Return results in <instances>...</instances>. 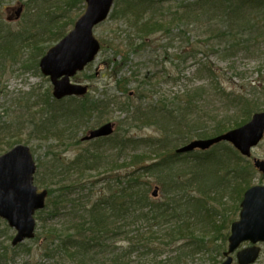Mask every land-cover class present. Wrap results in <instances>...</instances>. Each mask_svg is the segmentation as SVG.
<instances>
[{"label": "rangeland", "instance_id": "374dc122", "mask_svg": "<svg viewBox=\"0 0 264 264\" xmlns=\"http://www.w3.org/2000/svg\"><path fill=\"white\" fill-rule=\"evenodd\" d=\"M26 1H0L1 35L18 34V32H22V28L25 29L26 25L29 24L28 22L34 13L31 6L27 9ZM71 1L73 0H48L52 6L46 7L43 11L48 18L45 17L41 21L47 20L51 22V26L54 25L51 19L60 24L65 23L64 32L67 34L85 11L83 0L82 3L74 0L73 4L70 3ZM205 1L207 0L199 3L197 0L163 2L159 7H162V10H169L170 12L167 13L170 15L178 7H180L178 12L181 14L183 10L181 6L186 5L194 6L195 9L203 7L204 13H196L199 15L198 18L183 15L176 19V24L172 30L160 31L155 35L148 36L146 44L137 48L136 51L130 50L134 48V43L138 44L134 41L139 31L135 18L137 12L123 13L122 9L126 6L125 3L118 1L113 3L108 18L93 30V36L100 44L98 55L89 66L71 79L73 84H79L88 90L86 94L74 96L75 99L87 97L82 102L87 101L89 103L88 99L97 98L108 100L114 96L112 99L115 102L106 105L100 104V110L106 112L107 116L99 123L94 122L90 114H87L84 120H72L70 123L62 122L57 118H50L47 98H51L50 110L53 113L55 111L53 109L59 107L57 103L65 102L71 97L63 98L61 101L52 99L50 81L42 76L38 69L40 57L35 53L29 61L31 52L29 48L19 46L17 53L12 52L11 55L0 53V155L16 145L27 146L37 166L38 174L42 175V179L48 180L47 167L52 164L53 157L65 162L74 159L94 141H81V139L87 136L88 132L96 131L108 122L113 126V135L109 139L116 137L143 139L147 140L153 147L166 139V141H170L169 144L165 145L159 152L177 155L176 150L185 145L183 140L197 134L196 131L192 133L189 131L190 134L186 135L187 127L185 124L188 123V129L191 130V126L200 121V125H203L199 130H210L216 125L217 120L227 113L232 115L236 112L234 108L226 105V101H223L222 97L217 95V90L223 88L228 93L230 91L242 93L247 91L249 86L259 84L257 82H264V38L256 37L263 33V30L253 29L252 34L245 35L244 33L240 37L237 35L238 32L234 30L233 33L236 37L234 39L227 37L225 41H234L235 43L238 42L237 44L241 43V45L235 49V53L232 55L226 56V53H219L221 49L216 47L219 41H209L211 37H208L207 34L217 31V29L213 30V26L219 24L220 19L217 17L223 15L217 12V1ZM38 4L39 2H36L32 6L37 10ZM61 5L63 6L62 9H60ZM155 7L154 5L148 8L151 11ZM19 8L23 10L19 17H16V11ZM41 8L42 6H40ZM43 13L40 15L41 19ZM52 15L57 19L53 18ZM207 16L212 19L210 23L205 22ZM34 21L35 19H33ZM220 26L224 27L226 24L220 23ZM45 36L40 37L42 46L47 45ZM7 39L18 41L15 36ZM55 44L53 42L52 47ZM115 52L117 53L115 54ZM111 61L114 65L109 63ZM145 81H147V85H145L147 91L136 93L138 84ZM153 84H156V90L150 91V86ZM207 84L210 89H206L207 92H204L206 95L194 96L193 101L200 105L199 109H195L196 114L175 113L177 120L165 117L167 120L157 123V119L147 121L148 113L146 111H142L145 112L142 114L138 113V110L142 108L138 105L143 107L149 105L153 100H157L159 95L170 99L173 95L183 94L188 90H194ZM126 102L132 104L129 113L123 112L117 105ZM259 102L264 108V98ZM43 103L47 104L46 109ZM70 104L74 108L75 103L70 102ZM169 112L174 114L168 110ZM190 117L193 118L188 120ZM75 142H79V144H75ZM111 143L112 140H97V143L91 146L100 148L108 156L112 148ZM144 150L148 152L149 159L156 157L150 152H154L155 149L141 145L128 147L123 157L135 155ZM192 154L198 155L199 153L194 152ZM251 157L250 159L243 158V160L230 157L223 158L222 160H226V165H224L226 173L216 171L212 175L207 174L205 178H199L202 181L200 184L194 186L189 185L191 171L186 170L193 164L189 162L191 159H182L174 165L173 174L185 184L183 193L198 199L195 201L198 204L195 215L196 221H201L198 223V227L203 228V233L199 235V233L193 232L195 236L204 239L206 245V249L201 250V253L195 255L186 264H221L224 261L223 254L227 251L230 225L238 220L239 201L242 194L248 189L247 187L264 185V175L260 174L252 164L253 158L264 161V136L252 150ZM178 158L183 157L179 156ZM111 159L108 157L107 161H111ZM117 162L121 164V161L117 160ZM237 162L242 165L240 170L244 168V175L242 174L240 179H235L238 176L237 172L234 171L238 169ZM102 170L100 168L98 171L89 172L88 178L101 177ZM98 172L100 173L97 174ZM75 176L73 174L70 178L69 176L60 177L58 180L65 181L66 178H69L68 183H73ZM34 178V184L38 191H47V189L57 191L60 187V185H54L57 183L55 180L49 182L45 188L41 186L40 182L38 183V176H34ZM147 180L149 181V179ZM149 188L150 198L154 201H161L163 193L159 185L152 184ZM154 190L157 191L158 196L156 197H152ZM223 190L227 191L223 192ZM221 193L224 195H220ZM87 194V192L80 190L67 194L68 199L73 204L69 203L62 207L61 215L52 220L45 219L43 213L35 214L36 225L33 239L26 240L16 247L11 246L15 231L1 220L0 264H78L76 258H71L68 253H63L57 250L55 245H52V242L55 241L54 237L57 235L55 233L46 234V232L50 228L56 231L69 229L68 234L74 232L71 228L82 224V209L86 202L84 197ZM48 202L47 199L46 204ZM70 209L73 210L70 211ZM207 224L209 225L208 228ZM49 236L52 239L48 240ZM119 244L117 245L122 246ZM125 244L123 242L124 246ZM250 246L251 244L248 242L241 243L229 255L232 264H237V252ZM256 246L259 248L260 254L254 264H264V243H258ZM147 251L149 252V250ZM147 251L144 248H139L127 256L122 264H157L159 259L154 260L152 254Z\"/></svg>", "mask_w": 264, "mask_h": 264}, {"label": "trees", "instance_id": "16d2710c", "mask_svg": "<svg viewBox=\"0 0 264 264\" xmlns=\"http://www.w3.org/2000/svg\"><path fill=\"white\" fill-rule=\"evenodd\" d=\"M115 1L125 3L126 6L122 9L123 13H128V11L137 12L135 13L137 15L135 18L139 31L134 41L138 44L134 43L135 46L130 51H136L137 48L146 44L148 36L155 35L160 31L167 32L172 30L176 24V19L181 18L183 15L198 18L199 15L196 13H204L203 7L195 9L194 6L186 5L181 6L183 9L181 14L178 12V8H180L178 7L170 15L167 13L170 12L169 10H162V7H159V5L171 0ZM214 1H217V12L223 16L217 17L220 19V22L219 24L217 23V26H213V30L217 29V31L208 33L207 36L211 37L209 41H219L216 46L221 49L219 53H226V56L232 55L235 53V49L241 45V43L237 44L238 42L225 41L227 37H232V39L236 37L233 33L234 30L238 32L237 35L240 37L244 33L245 35L252 34L253 29H260L263 30V33L256 37L264 38V0ZM36 2H39L37 10L32 6ZM76 2L82 3V0H76ZM199 2L202 1H197V3ZM205 2H208V0ZM47 3L48 0L26 1L27 9L31 6L34 14H32L26 28H22V32H18V34L8 33L6 36L0 34V53L11 55L14 52L16 54L19 49L18 47L24 46L31 50L30 61L35 53L38 57H42L52 46L53 42L56 43L64 37L66 34L64 32L65 23L60 24L58 21L51 19L54 23L51 26V22L47 20L41 21L45 17L48 18L43 11L46 7L52 5ZM70 3L73 4L74 0ZM154 5L156 7L150 11L148 7H153ZM40 6H42L41 9ZM62 8L63 6L61 5L60 9ZM41 13H43L42 19L40 18ZM53 18L57 19L55 16ZM217 18L215 17V19ZM33 19H35L34 22ZM210 21L212 19L207 16L205 22L210 23ZM220 23H225L226 26L221 27ZM42 35L43 37L46 35V46L41 45L40 37ZM13 36L18 38L17 42L7 39ZM109 63L114 65L112 61ZM257 83L259 84L249 86L247 91L242 93H235L234 91L228 93L223 88L216 89L217 95L220 98L222 97L221 99L226 101V105L234 108L236 112L232 115L227 113L217 120L216 125L210 130H199L203 125H200V121L193 124L191 130L188 129V123L185 124L187 127L186 135L194 131L197 134L185 138L183 143L185 142L186 144L194 139L202 140L216 137L244 125L253 113L264 112V108H262L259 102L264 98V82ZM145 85H147V81L138 84L136 93L147 91ZM206 89H210L208 84L201 85L194 90H188L183 94L173 95L170 99L159 95L157 100H153L149 105H144V107L138 105L142 107L138 110V113L142 114L145 113L142 111H146L148 113L146 116L147 121L157 119V123L167 120L165 117L176 119L175 113L189 112L188 114H196L195 109H199L200 105L193 101L194 96L202 97V95H206L204 93L207 92ZM122 90L126 92L123 88ZM155 90L156 84L150 86V91ZM112 98L108 100L106 98L88 99L89 104L87 101L82 102L87 97H83V99L71 97V99L65 102L61 101L57 103L59 107L54 104L57 108L53 109L55 111L51 113L52 101L48 97V100H46L48 102V115L51 114L50 118H57L62 122L70 123L72 120H84V117L90 114L93 121L99 123L100 120L107 116L106 112L100 110V104L106 105L115 102ZM70 102L75 103L74 108L71 107ZM43 105L46 109L47 104L43 103ZM117 105L125 113H129L132 109V104L128 102ZM168 110L174 112V114L170 112L169 114ZM193 117H190L188 120ZM106 140H112V148L108 156L100 148L91 146L97 143L96 140L68 162L64 160L62 162L53 157L52 164L47 167L48 180L46 178L42 179V175H39L38 171H36L35 176H38L37 180L38 183H41V186L46 188L49 182L51 183L55 180L57 183L54 185H60L57 191L47 189V199L49 202L45 205V209L39 212L43 213L44 218L48 219V221L60 216L62 207L67 206L69 203L73 204L68 199L67 194L77 190L81 192L87 191L88 193L84 197L87 204L82 209V224L73 226L71 229L74 232L71 234L67 233L70 231L69 229L61 231L48 229L46 234L51 235L55 233L57 235L54 237L55 241L52 242V245H55L57 250L66 254L68 253L71 258H76L78 264H122L127 256L139 248H144L146 251L149 250L147 252L152 254L154 260L159 259L157 264H186L195 255L201 253V250L206 249L205 240L194 235L196 232L199 235L203 233V228L198 227V223L201 221L197 222L195 215L198 209V204L195 201L198 199H194L183 193L185 184L182 180L177 179L172 169H175L174 165L178 161L191 159L189 162L193 164L186 170L191 171L189 185L194 186L200 184L202 181L199 178H205L207 174L212 175L216 171L226 173L224 171L226 160H222L223 158L230 157L240 160H243V158L233 148L223 143L213 146L210 150L198 155H183V158H178L179 156L171 153L163 154L159 152L160 149L169 144L170 141H166V139H163L155 147L147 140H136L127 137L106 138L99 141ZM75 144H79V142H75ZM137 145L155 149L154 152H150L156 156V159H149V156H147L148 152L145 150L135 155L123 157L128 147H135ZM108 157L112 158L111 161H107ZM117 160L121 161V164ZM236 164H238V169L234 171L237 172L238 176L235 179H240L244 168L240 170L242 165L239 162ZM235 167L237 166L235 165ZM100 168L103 169L101 177L88 178L89 172L98 171ZM73 174L76 175L74 182L71 185H65L64 182H69L68 179ZM65 176H69V178H66L65 181L62 180L63 182L58 180V178H64ZM192 181L194 182L192 183ZM152 184H158L162 190L163 196L161 201H154L150 198L149 186ZM72 210L70 209V211ZM41 219L43 220V218ZM208 227L209 225L207 224ZM49 239H52L51 236L48 237ZM117 241H123L126 244L124 246L123 242L119 244ZM117 244L122 246H118Z\"/></svg>", "mask_w": 264, "mask_h": 264}, {"label": "water", "instance_id": "95a60500", "mask_svg": "<svg viewBox=\"0 0 264 264\" xmlns=\"http://www.w3.org/2000/svg\"><path fill=\"white\" fill-rule=\"evenodd\" d=\"M86 10L75 23L73 30L40 60L39 68L53 84V96L61 99L71 95H82L86 88L69 83L77 72L91 63L99 51V44L92 35L93 28L103 22L113 0H84ZM22 8L16 11L19 17ZM112 134V126L107 124L89 132L84 141L107 137ZM264 135V113L254 114L251 120L238 129L209 140L193 141L177 153H188L196 149L208 150L220 142L230 143L241 156L249 157ZM254 168L264 174V161L253 160ZM36 166L27 147L17 146L0 157V218L16 230L12 241L15 246L34 237L33 215L45 207L46 191L37 193L33 186ZM157 196L154 190L152 197ZM229 246L224 256L231 254L240 243L249 241L255 245L264 243V186H255L244 193L240 204L239 221L231 226ZM259 249L251 247L237 253L238 264H253ZM228 257L223 264H231Z\"/></svg>", "mask_w": 264, "mask_h": 264}, {"label": "bare ground", "instance_id": "6f19581e", "mask_svg": "<svg viewBox=\"0 0 264 264\" xmlns=\"http://www.w3.org/2000/svg\"><path fill=\"white\" fill-rule=\"evenodd\" d=\"M201 1H202V0H201ZM232 130H234V129H231V130H229V131H232ZM229 131H228V132H229ZM217 137H218V136H217ZM213 138H215V137H212V138H210V139H213ZM222 143L228 145V146L231 147V148H233V146H232L230 143H227V142H220V143H218V144H222ZM218 144H217V145H218ZM233 149H234V148H233ZM252 150H253V149H252ZM252 150H251V154H250V156H249V157H245V158H248V159L252 158V157H251V155H252ZM252 160H258V159L253 158ZM68 161H70V160H68ZM68 161H66V162H68ZM64 184H65V185H71L72 183L64 182ZM33 186H35V185H33ZM35 187H36V186H35ZM36 188H37V187H36ZM37 191H38V189H37ZM42 191H46V190H42ZM42 191H38V192L40 193V192H42ZM224 191H227V190H223V192H224ZM46 192H47V191H46ZM85 192H87V191H85ZM220 195H224V194L221 193ZM47 197H48V192H47L46 199H47ZM243 198H244V194H242V196H241V198H240L239 205L242 203ZM86 204H87V202H85L84 205H86ZM233 223H234V222H233ZM233 223H232V224H233ZM232 224L230 225V228H231ZM258 243H261V242H258ZM258 243H256L255 245L251 244V246H250L249 248H251V247H256V248H258V247L256 246ZM228 246H229V243H228ZM228 246H227V248H228ZM245 249H248V248H245ZM245 249H243V250H245ZM258 249H259V248H258ZM241 251H242V250H241ZM241 251H238V253L241 252ZM259 254H260V250H259ZM259 254H258V256H259ZM257 259H258V257H257ZM257 259H256V261H257ZM224 261H225V260H224ZM224 261H222V263H223ZM256 261H255V262H256ZM255 262H254V263H255ZM222 263H221V264H222ZM254 263H253V264H254ZM231 264H232V263H231ZM237 264H238V262H237Z\"/></svg>", "mask_w": 264, "mask_h": 264}]
</instances>
